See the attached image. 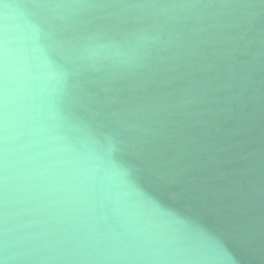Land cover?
I'll use <instances>...</instances> for the list:
<instances>
[{
    "label": "water",
    "instance_id": "1",
    "mask_svg": "<svg viewBox=\"0 0 264 264\" xmlns=\"http://www.w3.org/2000/svg\"><path fill=\"white\" fill-rule=\"evenodd\" d=\"M0 264H264V0H0Z\"/></svg>",
    "mask_w": 264,
    "mask_h": 264
}]
</instances>
